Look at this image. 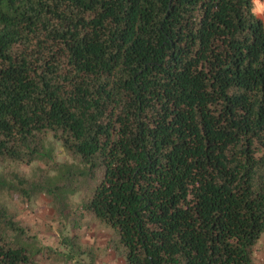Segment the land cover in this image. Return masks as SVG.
I'll return each mask as SVG.
<instances>
[{"label": "trees", "instance_id": "obj_1", "mask_svg": "<svg viewBox=\"0 0 264 264\" xmlns=\"http://www.w3.org/2000/svg\"><path fill=\"white\" fill-rule=\"evenodd\" d=\"M37 161L32 176L0 170V191L50 197L64 249L0 203V264H96L77 233L85 213L115 231L126 264H254L264 234L254 0H0V164Z\"/></svg>", "mask_w": 264, "mask_h": 264}, {"label": "rangeland", "instance_id": "obj_2", "mask_svg": "<svg viewBox=\"0 0 264 264\" xmlns=\"http://www.w3.org/2000/svg\"><path fill=\"white\" fill-rule=\"evenodd\" d=\"M262 2L264 3V0H261ZM256 5V0H254V12L264 21V8L262 11H259ZM55 157L59 161L68 159L65 155L58 153V151H55ZM39 167L42 168L44 165L38 161L29 165L13 162L0 164V170H4L8 174L13 170L26 176H32ZM82 199L81 194H76L72 197V203H80ZM0 203L5 204L15 214V219L19 220L30 234L35 235L41 244L52 247L59 246L64 249L60 243V225L55 220L50 197L40 194L28 200L18 194L0 191ZM72 209L77 210V207L74 205ZM67 232H69L68 229L65 233ZM77 233L83 247H91L94 250L96 264H126V259L122 255V252L119 249L116 251L113 248L116 234L111 227L101 223L92 215L85 213L82 217L81 227L77 230ZM254 255V264H264V234L255 246ZM37 264L77 263L66 262L56 257L47 258L43 256L39 257Z\"/></svg>", "mask_w": 264, "mask_h": 264}, {"label": "bare ground", "instance_id": "obj_3", "mask_svg": "<svg viewBox=\"0 0 264 264\" xmlns=\"http://www.w3.org/2000/svg\"><path fill=\"white\" fill-rule=\"evenodd\" d=\"M256 3H257V5H256L257 6V10L262 11L264 7H263V4L261 3V0H256Z\"/></svg>", "mask_w": 264, "mask_h": 264}]
</instances>
